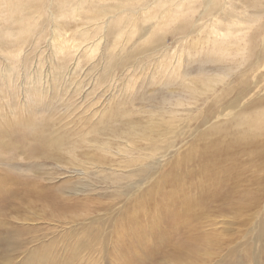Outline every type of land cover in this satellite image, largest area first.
<instances>
[{"label":"rangeland","instance_id":"1","mask_svg":"<svg viewBox=\"0 0 264 264\" xmlns=\"http://www.w3.org/2000/svg\"><path fill=\"white\" fill-rule=\"evenodd\" d=\"M262 8L0 0V264H264Z\"/></svg>","mask_w":264,"mask_h":264},{"label":"bare ground","instance_id":"2","mask_svg":"<svg viewBox=\"0 0 264 264\" xmlns=\"http://www.w3.org/2000/svg\"><path fill=\"white\" fill-rule=\"evenodd\" d=\"M210 1V0H207V2ZM230 4H228V6H230ZM223 8H226V6L224 5ZM225 14V13H224ZM254 16L250 19H245V18H242V19H237L235 22H232L230 25L226 26V31L222 33V37L219 36L218 32H217V24L214 23L213 24V28H212V31L209 33V35H213V38L216 37L218 39H220L221 41H227L228 43H235V40H246L248 43L249 42H252L250 44V47L248 48L249 50H247L246 52V55L247 56H250V55H253L255 54V47L254 44L256 43V40L255 39H262V41H264V19H262V17L264 16V8L260 9V11L257 13H253ZM245 14H243L244 16ZM257 15L261 18V21L259 20V17H257ZM205 16H209L210 18L211 17H214L216 20H222L224 18V16H221V15H216L214 13H210V14H206ZM110 20L112 21V17L109 16ZM130 18L132 19V16L130 15ZM250 25H255L256 27L254 28V30L250 33H248V28L251 27ZM240 34V35H239ZM129 40V38H128ZM222 48H223V51L225 50H228L226 49L225 45L223 44L222 45ZM263 48V53H264V46H262ZM244 47H241L240 45V51H243ZM247 49V48H246ZM231 50V49H230ZM253 50V52H252ZM234 52H237L236 49H234ZM264 56V55H263ZM255 58H259V56H257L255 54ZM223 59V58H222ZM226 61L227 59L224 58ZM233 59V58H232ZM234 60H232L233 62ZM250 69H253L254 68V62H251L250 63ZM184 76V74L182 75ZM203 77H205V81L203 82ZM198 76L197 78H195L194 80H191V82H196V83H204L205 85L207 83L210 82V84L208 85V87H211L210 85H212V88H210L211 90H214L215 89V84L216 82H220L222 81L221 78L219 79V76L218 75H213L212 77L208 76V75H204V76ZM201 78V81L200 82H197L196 80L200 79ZM215 82V83H214ZM191 89L192 91L196 92L197 91V88L196 86L194 85V83L191 85ZM190 88V87H188ZM248 92V89L243 85L241 84V90H240V93L237 95V97L239 98H242L244 97ZM236 97V98H237ZM214 99H218L217 97L214 98ZM164 103V100L163 99H160V103ZM158 103L159 105V111L160 112H164V113H167L168 111L169 112H172L171 109H168V110H164L163 109V106L162 104ZM260 103H264V99H261V98H258L257 101L253 102V105L256 106L257 104H260ZM154 113H156L154 111ZM250 121L248 122V125L250 126V129L245 132L243 134V138H253L255 137L256 135V131L259 129V128H262L264 130V110H261V108H258V107H255L252 111V113L250 114ZM264 132V131H263ZM201 238V236H199ZM81 246L83 248H88L89 247V243L88 242H83L81 244ZM40 264V263H38Z\"/></svg>","mask_w":264,"mask_h":264}]
</instances>
